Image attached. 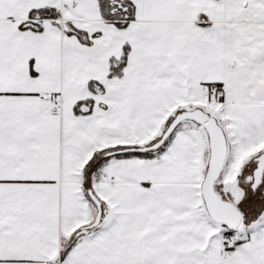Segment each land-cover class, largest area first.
<instances>
[{
	"label": "snow or ice",
	"instance_id": "1",
	"mask_svg": "<svg viewBox=\"0 0 264 264\" xmlns=\"http://www.w3.org/2000/svg\"><path fill=\"white\" fill-rule=\"evenodd\" d=\"M0 264H264V0H0Z\"/></svg>",
	"mask_w": 264,
	"mask_h": 264
}]
</instances>
